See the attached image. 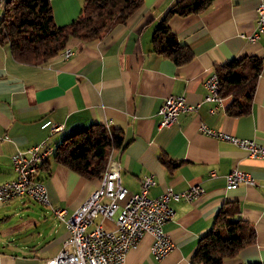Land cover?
Returning <instances> with one entry per match:
<instances>
[{
  "label": "crops",
  "instance_id": "0c3cea01",
  "mask_svg": "<svg viewBox=\"0 0 264 264\" xmlns=\"http://www.w3.org/2000/svg\"><path fill=\"white\" fill-rule=\"evenodd\" d=\"M176 1L144 0L125 23L115 24L100 38L82 46L71 42L68 48L75 54L68 59L59 54L40 64L20 63L8 45L0 44V183L16 177L11 156L17 151L40 143L51 150L39 172L49 204L28 197L0 201V264H46L60 253L68 230L53 210L66 209L70 216L100 179L84 178L59 164L54 151L64 138L93 123L123 132L124 147L108 156L121 167L127 197L139 190L147 174H154L157 181L150 197L168 187L184 192L200 184L205 190L193 202H172L176 214L165 223L164 232L174 248L167 256L156 260L151 254L153 238L145 234L128 251L125 264H192L200 238L213 228L226 201L237 202L256 236L223 264H264V158L251 157L201 130L206 125L264 142V38L249 42L242 36L255 31L261 0H213L204 12L171 17V30L194 54L182 65L157 53L152 43L157 25ZM50 2L57 25L75 20L83 7L82 0ZM246 55L260 58L263 66L250 113L234 117L227 113L232 97H222L217 104L204 101V83L217 66ZM170 95L200 106L162 128L158 111ZM48 121L62 127L57 131L43 127ZM163 155L180 165L169 168ZM235 168L251 174L256 184L227 189L226 175ZM211 170L215 177L209 175ZM96 221L109 230L115 228L111 220Z\"/></svg>",
  "mask_w": 264,
  "mask_h": 264
},
{
  "label": "trees",
  "instance_id": "16d2710c",
  "mask_svg": "<svg viewBox=\"0 0 264 264\" xmlns=\"http://www.w3.org/2000/svg\"><path fill=\"white\" fill-rule=\"evenodd\" d=\"M212 1L174 2L155 29L152 38L154 50L177 65L190 62L193 51L179 41L169 26V19L175 15L204 12ZM82 2L81 13L75 20L66 25H57L50 0H8L0 17V44L8 45L11 55L20 63H44L59 55L73 41L80 42L82 46L100 38L115 24L125 23L141 8L144 0ZM262 66L260 58L246 55L216 67L220 95L233 98L227 108L229 115L240 117L250 113ZM123 147L121 129L93 123L64 138L55 148L54 159L84 178L100 179L111 161L109 158L107 163L110 150ZM161 160L169 168L180 165V162L164 155ZM44 162L41 170L48 161ZM255 236V230L241 217L237 202L226 201L216 215L213 228L200 238L191 263L223 264L226 259L236 256L240 249L252 244Z\"/></svg>",
  "mask_w": 264,
  "mask_h": 264
},
{
  "label": "built area",
  "instance_id": "2783aa9c",
  "mask_svg": "<svg viewBox=\"0 0 264 264\" xmlns=\"http://www.w3.org/2000/svg\"><path fill=\"white\" fill-rule=\"evenodd\" d=\"M7 1L0 0V13L5 9ZM256 14L255 31L248 35L242 34L249 42L264 38V0L256 7ZM74 54L73 49L66 48V54L62 56L68 59ZM204 85L207 90L204 101L219 103L222 96L218 74L213 72ZM199 106L187 103L183 96L166 97L158 111L161 116L159 127H171L180 114L197 111ZM211 111L214 112L215 108ZM47 126L52 131L62 127L50 121L43 124V127ZM106 127L111 126L107 124ZM201 130L206 135L234 144L251 157L264 158V142L215 131L206 125L201 126ZM48 153V146L40 143L11 156L16 177L0 183L2 203L28 197L36 203L49 204L47 188L39 177L41 169H38V162L48 158ZM120 174L121 167L115 160L110 167V175L102 174L99 186L70 216H67L66 209L53 210L65 223L68 236L60 253L49 258L46 264H125L128 251L137 246L145 234L153 238L151 254L156 260H161L172 251L174 243L164 232L165 223L176 214L172 202L181 199L193 202L204 194V188L196 184L184 192H176L168 187L158 196L150 197V189L157 181L154 174H147L142 177L139 190L127 197L128 190L122 185ZM209 175L215 177L216 171L211 170ZM241 184L255 185L256 181L251 174L237 168L226 175L227 189H235ZM100 217L113 221L115 228H105L102 222L96 221Z\"/></svg>",
  "mask_w": 264,
  "mask_h": 264
},
{
  "label": "bare ground",
  "instance_id": "6f19581e",
  "mask_svg": "<svg viewBox=\"0 0 264 264\" xmlns=\"http://www.w3.org/2000/svg\"><path fill=\"white\" fill-rule=\"evenodd\" d=\"M66 54V52H64V55ZM48 151H49V153H48V156L51 154V150H49L48 149ZM47 158H44L43 160H40V162H38V169H40V166L42 165V163L46 160ZM113 164V162H109V164H108V167H107V169H106V171H105V173L103 174V175H110V167H111V165Z\"/></svg>",
  "mask_w": 264,
  "mask_h": 264
},
{
  "label": "rangeland",
  "instance_id": "374dc122",
  "mask_svg": "<svg viewBox=\"0 0 264 264\" xmlns=\"http://www.w3.org/2000/svg\"><path fill=\"white\" fill-rule=\"evenodd\" d=\"M1 14H2V13H0V17H1ZM66 48H68V47H66ZM66 48H65L60 54L64 55V52H66ZM109 157H110V156H108V158H107V163H108ZM110 159L113 160L114 158L111 157ZM114 160H115V159H114ZM47 161H48V160H47ZM45 162H46V161H45ZM45 162H44V163H45ZM107 163H106V166H107ZM42 164H43V163H42ZM40 168H41V166H40ZM105 170H106V167H105ZM105 170H104V171H105ZM103 173H104V172H103Z\"/></svg>",
  "mask_w": 264,
  "mask_h": 264
}]
</instances>
